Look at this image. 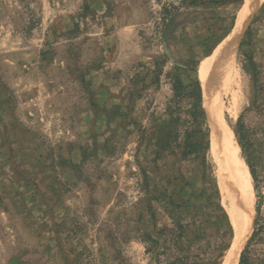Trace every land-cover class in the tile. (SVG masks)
<instances>
[{
  "label": "rangeland",
  "instance_id": "1",
  "mask_svg": "<svg viewBox=\"0 0 264 264\" xmlns=\"http://www.w3.org/2000/svg\"><path fill=\"white\" fill-rule=\"evenodd\" d=\"M166 1L0 0V264H156L145 235L178 223L181 247L204 233L203 263L224 264L235 231L205 96L203 153L166 168L155 158L171 113L184 120L191 105L175 101L173 77L201 85L198 66L248 0L182 9L165 47ZM236 67L222 115L252 189L251 264H264V2Z\"/></svg>",
  "mask_w": 264,
  "mask_h": 264
},
{
  "label": "bare ground",
  "instance_id": "2",
  "mask_svg": "<svg viewBox=\"0 0 264 264\" xmlns=\"http://www.w3.org/2000/svg\"><path fill=\"white\" fill-rule=\"evenodd\" d=\"M264 0H248L240 11L236 26L215 52L198 66V77L203 87L206 108L210 111L213 129L212 160L216 179L223 190L225 202L230 204V216L235 231L233 248L226 254L224 264H238L240 255L253 232L252 189L245 170L240 147L233 135L225 136V119L222 115V97L236 85L238 73L236 54L240 40L252 15ZM225 203V204H227ZM242 238V239H241Z\"/></svg>",
  "mask_w": 264,
  "mask_h": 264
},
{
  "label": "trees",
  "instance_id": "3",
  "mask_svg": "<svg viewBox=\"0 0 264 264\" xmlns=\"http://www.w3.org/2000/svg\"><path fill=\"white\" fill-rule=\"evenodd\" d=\"M200 0H168L162 5L160 12L159 28H161V39L164 46L173 40V28L179 18L180 11L186 7H194ZM163 58L155 59V67L161 68L167 62V55ZM179 75L173 77L172 91L174 99L181 102L183 99H189L190 109L186 113L187 118L175 117L171 113L172 121L170 125L165 126L159 133L155 161H164L163 167L179 162L190 161L193 158L200 156L204 151V143L198 140L207 139V114L203 105L204 94L199 82L193 85H186ZM170 158V160H169ZM159 167H156V172H160ZM252 177H254L253 167H250ZM148 184V177L145 178ZM197 224L194 223L193 226ZM185 225L178 223L172 229L158 230L155 228V236L153 234L145 235L144 242L146 244L147 253L152 256V260L156 264H205L202 261V254L212 248V242L208 235L199 233L195 236V241H192L187 249L181 247L180 240L183 239ZM256 236V232L242 253L240 264H251L250 246Z\"/></svg>",
  "mask_w": 264,
  "mask_h": 264
},
{
  "label": "water",
  "instance_id": "4",
  "mask_svg": "<svg viewBox=\"0 0 264 264\" xmlns=\"http://www.w3.org/2000/svg\"><path fill=\"white\" fill-rule=\"evenodd\" d=\"M241 239H242V238H241ZM234 241H235V238H234ZM246 245H247V244H246ZM246 245H245V246H246ZM232 248H233V246H231V248H230V249H232ZM244 248H245V247H244Z\"/></svg>",
  "mask_w": 264,
  "mask_h": 264
}]
</instances>
